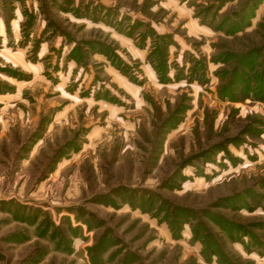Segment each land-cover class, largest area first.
Listing matches in <instances>:
<instances>
[{"label":"rangeland","instance_id":"1","mask_svg":"<svg viewBox=\"0 0 264 264\" xmlns=\"http://www.w3.org/2000/svg\"><path fill=\"white\" fill-rule=\"evenodd\" d=\"M263 70L264 0H0V264H264Z\"/></svg>","mask_w":264,"mask_h":264},{"label":"trees","instance_id":"2","mask_svg":"<svg viewBox=\"0 0 264 264\" xmlns=\"http://www.w3.org/2000/svg\"><path fill=\"white\" fill-rule=\"evenodd\" d=\"M241 20H242V22H245V19H244V17L243 18H241ZM241 22V23H242ZM239 25V29H237L235 32H237L238 30H241L242 29V27H243V24H238ZM232 33H233V30H232ZM257 55H255V54H250V55H248L247 57H246V59H245V62H244V64L247 62V67H249V66H254L255 64H256V61H258V59L259 58H261V54H262V49H257V50H255L254 51ZM261 75L263 76L264 75V70L261 72ZM260 75V76H261ZM261 89H263L264 88V80H263V78H262V80H261ZM261 100H264V98L263 99H261ZM170 225L171 226H173V223L172 222H170Z\"/></svg>","mask_w":264,"mask_h":264}]
</instances>
